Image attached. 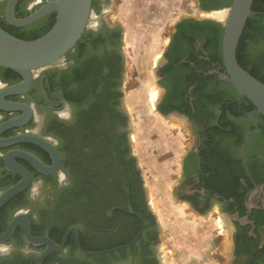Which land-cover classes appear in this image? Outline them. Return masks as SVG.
Here are the masks:
<instances>
[{
    "label": "flooded vegetation",
    "instance_id": "af4514ba",
    "mask_svg": "<svg viewBox=\"0 0 264 264\" xmlns=\"http://www.w3.org/2000/svg\"><path fill=\"white\" fill-rule=\"evenodd\" d=\"M8 1L0 0V26L10 31L18 27L6 21ZM48 1L20 0L15 16L32 13ZM230 2L93 0L89 26L76 47L62 60L33 72L28 92L5 96L6 101L29 110L0 109V125L22 118L19 126L0 133V196L23 178L8 168L9 160L25 170L29 185L0 208V236L16 223L12 236L0 241V264H39L47 246L27 241L26 220L34 237H49L63 245L68 235L64 247L41 264H179L177 251L202 249L205 231L201 227L190 230L188 226L190 232L183 231L178 246L174 244L150 199L132 128L129 54L157 22L172 18L178 20L169 29L168 42L164 33L158 40L162 53L154 63L151 88L157 91L152 102L155 113L181 125V150L172 145L161 155L162 161L173 163V198L187 213L214 226V246L209 245L214 250L205 264H246L264 245L263 116H255L256 125L250 117L254 105L220 78L226 73L222 45L210 36L195 38L191 31L194 24H220L204 19L214 17H202L201 10H221ZM260 25L257 22L253 29L257 37L263 34ZM132 34L137 39L132 40ZM250 43L244 63L252 69L263 56L259 57L264 39ZM21 82L18 73L0 67V95ZM24 135L55 149L57 171L42 174L16 157L24 153L52 166L54 158L42 146L5 144ZM227 229L230 245L225 241ZM75 230L85 250L132 245L87 256L79 250ZM225 246H229V259Z\"/></svg>",
    "mask_w": 264,
    "mask_h": 264
},
{
    "label": "water",
    "instance_id": "95a60500",
    "mask_svg": "<svg viewBox=\"0 0 264 264\" xmlns=\"http://www.w3.org/2000/svg\"><path fill=\"white\" fill-rule=\"evenodd\" d=\"M19 1L20 0H9L7 3L5 17L8 24L18 28H25L39 22L52 13L56 14V20L52 28L46 34L35 40L17 38L0 26V67L10 69L22 77L21 83L5 89L2 95H0V109L5 111L29 110L25 105L6 101L5 96L28 92L33 81V72L51 66L62 60L72 51L88 28L93 12V0H50L28 16L17 18L15 16V9ZM254 1L255 0H233L231 6L228 8L208 12L201 10V15L203 17V14L224 13L225 17L223 20L204 17V19L220 23L224 28L222 54L226 73L221 74L220 78L231 83L240 96L245 97L254 105L255 110L250 113V117L257 125L255 116L261 115L264 117V83L246 71L239 64L237 58L238 46L247 22L249 18L255 14L252 10ZM156 69L157 68H155V71ZM21 122L22 118H16L0 125V133L19 126ZM21 142H32L42 146L52 154L54 164L52 166H47L36 158L24 153H16V157L30 162L42 174H50L57 171L59 168V157L53 147L37 137L27 135L8 139L5 141V144L8 146ZM248 143L249 136L247 138V144ZM7 166L10 170L20 174L23 178L19 183L6 190L0 196V208L11 198L23 192L29 185L27 173L19 167L13 159L7 161ZM15 228L16 223H13L6 233L0 236V241H7L12 236ZM23 229L26 239L30 244L34 246H47L39 264H41L42 260L53 251L62 249L68 238L67 235L63 245H58L49 237H34L31 233V224L29 220L25 221ZM75 231L78 236L77 244L79 250L87 256L95 257L107 255L132 245H125L103 251H87L82 248L78 232L77 230Z\"/></svg>",
    "mask_w": 264,
    "mask_h": 264
},
{
    "label": "rangeland",
    "instance_id": "374dc122",
    "mask_svg": "<svg viewBox=\"0 0 264 264\" xmlns=\"http://www.w3.org/2000/svg\"><path fill=\"white\" fill-rule=\"evenodd\" d=\"M213 17L218 18L216 15ZM177 20L178 18H172L170 21L165 20L162 22L163 25L160 21L157 22L154 28L139 40L137 49L129 54V78L127 80L130 82L132 91L130 98L132 128L133 135L137 136L135 139L136 148L140 153L143 168L147 172L146 179L150 199L153 200L166 228L174 236V244L177 245L182 239L183 231L190 232L189 228L191 230L201 227L205 231L201 250L198 247H192L188 251L187 248L186 251H177L176 257L179 264H205L214 250L213 239L215 237L212 235L214 226L210 222H205L187 213L185 208L175 201L172 192L175 179L170 175L173 163L162 161L164 156L161 157L162 151L170 149L172 145L176 146V151L181 150L183 144L181 125L174 118L165 119L156 114L152 105L151 93L154 88H151V85L154 82V63L156 58L159 60L162 53L158 40L164 33L163 39L166 43L168 42L169 29ZM131 39H137V35L132 34ZM183 228L185 229L183 230ZM225 234V241H227V245H230V230L227 229ZM210 244L213 246L209 248ZM228 247L225 246L226 249L223 250L227 251V259H229Z\"/></svg>",
    "mask_w": 264,
    "mask_h": 264
},
{
    "label": "trees",
    "instance_id": "16d2710c",
    "mask_svg": "<svg viewBox=\"0 0 264 264\" xmlns=\"http://www.w3.org/2000/svg\"><path fill=\"white\" fill-rule=\"evenodd\" d=\"M233 0H231V2L229 4L226 5V7H230L232 4ZM219 7H213V8H208V10H214L217 9ZM253 12L255 13L252 17L249 18L246 28L244 30V33L242 35L240 44L238 46V50H237V58H238V62L239 64L246 70L248 71L253 77H255L256 79H258L259 81H261L262 83H264V74H263V69H264V60H261V58L264 57V52H261L259 57L261 55H263L260 58V61L257 62L258 67H254L252 69H249L246 64L244 63V54H246V52L249 49V45L251 44L250 41L252 42H260L264 39V0H255L254 4H253V8H252ZM29 14H31V12H28L26 15H23L22 13H18L17 18H23L28 16ZM56 20V14H50L49 16H47L44 20H42L41 22H39L38 24H34L32 26L29 27H25V28H16L14 30H10V31H6L9 32L10 34L14 35L17 38L23 39V40H35L41 36H43L44 34H46L54 25ZM260 22L261 25L259 27H261V29L263 31H259L263 33L262 35H260L261 37H257L255 36V33L253 34V29H254V25ZM183 25L180 26V28ZM193 33V36L196 37H200V36H210L211 40L215 41L216 44H218V46H221L223 43V34H224V28L217 23H213V22H205L203 24H197V26L194 24V27L191 30ZM181 32V30H180ZM260 38V40H259ZM246 101H248L246 99ZM248 103H250L248 101ZM251 104V103H250ZM252 105V104H251ZM254 108V106H252ZM246 113H248V111H246ZM262 117V116H261ZM262 119H264V117H262ZM88 251H95L92 249H86ZM94 259V258H93ZM246 264H264V245L257 250L255 253H253L248 262Z\"/></svg>",
    "mask_w": 264,
    "mask_h": 264
},
{
    "label": "bare ground",
    "instance_id": "6f19581e",
    "mask_svg": "<svg viewBox=\"0 0 264 264\" xmlns=\"http://www.w3.org/2000/svg\"><path fill=\"white\" fill-rule=\"evenodd\" d=\"M210 14L213 15V16L216 15V17H218V18H216V19H218V20H223L224 17H225L224 13H221V12L210 13ZM205 17H206V16H205ZM151 96H152V100H153V102H154V99H155L156 96H157V91H156V89H153V90H152Z\"/></svg>",
    "mask_w": 264,
    "mask_h": 264
}]
</instances>
